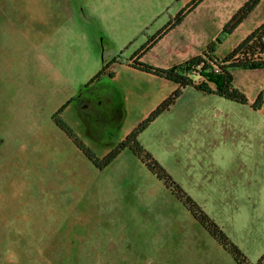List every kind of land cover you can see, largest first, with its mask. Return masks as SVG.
<instances>
[{
  "label": "rangeland",
  "instance_id": "1",
  "mask_svg": "<svg viewBox=\"0 0 264 264\" xmlns=\"http://www.w3.org/2000/svg\"><path fill=\"white\" fill-rule=\"evenodd\" d=\"M191 1L0 0V264H236L127 148L98 169L51 118L70 100L67 126L96 155L112 149L176 87L131 58L152 44L146 64L189 59L244 0H202L158 37ZM263 4L219 43L218 58L264 20ZM104 64L109 72L89 83ZM234 78L248 104L187 86L139 139L256 264L264 104L250 103L264 68Z\"/></svg>",
  "mask_w": 264,
  "mask_h": 264
},
{
  "label": "trees",
  "instance_id": "2",
  "mask_svg": "<svg viewBox=\"0 0 264 264\" xmlns=\"http://www.w3.org/2000/svg\"><path fill=\"white\" fill-rule=\"evenodd\" d=\"M202 0H192L182 12L169 21L163 31L158 32V37L179 24L188 12L192 11ZM262 0H245L223 25L222 31L214 41L209 42L205 48L189 59L172 64L168 67H161L146 64L141 60L142 55L152 44L144 46L135 56L131 58L129 66L145 71L156 76H160L176 84L175 89L156 108L151 111L136 127L118 141L115 146L102 156H98L87 145L83 143L79 135L76 134L60 117L63 109L70 100L63 104L52 114V121L58 128L71 139L72 143L87 157V159L98 169H103L111 163L120 152L127 148L132 154L139 158L142 164L158 180L169 188L175 198L185 205L189 213L218 243L227 250L233 257L236 264H252L244 252L237 244L228 237L221 229V226L211 218L204 208L194 200L185 190H183L172 178V175L159 163L158 159L143 147L139 139V134L150 122L159 114L169 109L171 105L182 95L183 89L187 86L193 87L197 91L208 94H215L224 97L226 100L235 101L240 104H248L246 95L235 84L234 71L237 69H262L264 68V20L257 25L249 34L245 36L226 56L218 58L215 51L219 43L227 38L254 10L256 5ZM108 65L104 64L101 70L89 79V83L97 81L104 74L108 73ZM111 74V73H109ZM264 104V87L259 91L251 107L258 110ZM256 264H264V253L257 260Z\"/></svg>",
  "mask_w": 264,
  "mask_h": 264
},
{
  "label": "crops",
  "instance_id": "3",
  "mask_svg": "<svg viewBox=\"0 0 264 264\" xmlns=\"http://www.w3.org/2000/svg\"><path fill=\"white\" fill-rule=\"evenodd\" d=\"M244 1H245V0H244ZM242 2H243V1H242ZM261 3H264V0H262L261 2H259V3L256 5V7L254 8V10L251 12V14H250L245 20H247L249 17H251V16H253V15L255 14V10H256L257 8H259L258 6H260ZM263 5H264V4H263ZM259 9H260V8H259ZM257 10H258V9H257ZM245 20H244V21H245ZM244 21H243V22H244ZM243 22H241V23H243ZM241 23H240V24H241ZM240 24H239V25H240ZM236 29H237V28H236ZM236 29H235V30H236ZM234 32H235V31H234ZM231 34H232V33H231ZM229 36H230V35H229ZM229 36H228V37H229ZM225 39H226V38H225ZM201 48H203L201 45H199L198 47L194 48V50H195L194 53H198V52L201 50Z\"/></svg>",
  "mask_w": 264,
  "mask_h": 264
}]
</instances>
